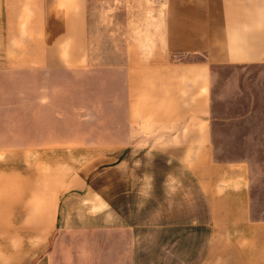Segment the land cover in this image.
I'll list each match as a JSON object with an SVG mask.
<instances>
[{"label": "crops", "instance_id": "1", "mask_svg": "<svg viewBox=\"0 0 264 264\" xmlns=\"http://www.w3.org/2000/svg\"><path fill=\"white\" fill-rule=\"evenodd\" d=\"M120 2L123 50L109 65L92 55L90 0H0V264H51L44 254L50 239L37 243L42 218L45 233H53L71 217L59 211L67 187L79 182L84 191L97 181L102 188L111 179L112 196L81 197L88 202L87 232L125 236L93 243L92 253L67 264H264V204L250 160L218 156L213 91L220 69L264 70V0ZM37 73L112 83V97L66 99L75 122L92 112L94 121L112 126L67 130L60 140L37 134V92L31 96L37 81L26 83ZM251 128L261 139L256 152L264 153V116L242 114L246 147ZM38 152H112L118 159L111 168L82 172L79 181L84 165L72 167L61 189L50 191L54 205L45 213ZM128 199L131 221L121 224L116 208Z\"/></svg>", "mask_w": 264, "mask_h": 264}, {"label": "rangeland", "instance_id": "2", "mask_svg": "<svg viewBox=\"0 0 264 264\" xmlns=\"http://www.w3.org/2000/svg\"><path fill=\"white\" fill-rule=\"evenodd\" d=\"M90 11L93 58L99 63H108L109 65L119 62L121 55L119 52H122L124 42L123 11L120 0H90ZM26 80L27 87L29 84L32 86L29 81H37V91L31 89V96L34 98V94L37 92V134L42 137L52 134L57 135L60 140L65 137L67 130H69L68 133L78 132L81 134L82 132H97V126L100 125L112 126L111 122L94 121V118L98 117L94 116L92 112L86 115V118H89L88 120L80 123L75 122L77 116H73V112L71 113L72 101L69 104L66 100L67 98H74L75 101L84 99L85 103H90L96 102L97 98L112 97V93L114 94L112 83L105 88V85L102 87L99 85L101 82L97 76L81 79V77L78 78L73 75L44 73H37V78L33 75H27ZM73 82L74 86H72ZM76 82L88 84L85 86L87 89L83 91L82 87ZM213 83L214 108L217 116H219V121L215 123L218 156L224 161L250 160L255 175V191L258 199L264 204V153L256 152V150H259L256 142L261 140L258 137L256 128L250 129L249 136L251 135L252 138L250 137L249 140L251 146L246 147L242 144V114L246 113L248 115L249 112H254L257 115L264 116V70L254 67L245 69L223 68L217 71ZM102 88L104 90H101ZM243 103L246 104V109L242 107ZM27 109L32 108L27 106ZM234 116L237 117L238 121L235 124H226L225 119ZM28 127L32 129L33 122H29ZM99 132H102V130ZM32 133L34 132L27 130V135L31 136ZM229 137L232 139H229ZM105 149L112 151L113 147H106ZM126 156V154L121 155L123 160ZM87 158L91 159L87 164H83L82 161ZM116 159H118V155L112 152L102 154L97 152L86 154L38 152L37 193H41L42 209L45 210V213L53 209L54 201L51 199L50 191L52 188L58 191L61 189L62 182L69 176L72 167L74 169L84 165V168L80 167L79 181L82 178V172L88 174L89 171L99 165L111 168L116 163ZM104 182L105 186L101 185L102 188H98V182L95 181L94 185L87 187L84 191H82L84 188L79 182L75 183V186L72 185L73 187L71 186L70 189L67 187L65 192L60 195L59 211L62 214L69 211L71 217L66 219L67 223L63 219L61 226L53 233L49 235L45 233L47 228L44 221L46 218H42V226L40 231L37 232V243L41 246V244H44L46 237L48 241L50 239V246L44 254L45 257L50 259L51 264H67L68 259L71 263L73 257H81L83 253H92L93 249L90 248H93V246L91 244L103 240L109 241L110 238L119 241L120 237L125 236L119 233L103 235L93 231L87 232L88 227L86 226L87 223L89 225V219H87L84 212H88V202L82 203L81 197H85L89 193L95 200L102 194L112 196L113 186H110L112 179L109 182ZM74 192H77V195H74ZM90 203L94 204V202ZM116 209L119 212V219L121 217V224H130V199L124 201ZM73 211H76V213L72 214ZM109 222L114 224L113 218ZM41 252L37 251V256ZM109 252L115 251L106 250V253ZM122 253L124 254L125 251L123 250Z\"/></svg>", "mask_w": 264, "mask_h": 264}]
</instances>
